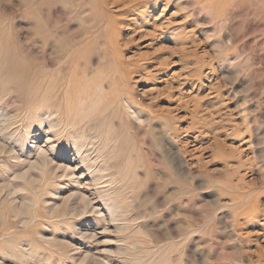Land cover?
Wrapping results in <instances>:
<instances>
[{"label":"rangeland","instance_id":"obj_1","mask_svg":"<svg viewBox=\"0 0 264 264\" xmlns=\"http://www.w3.org/2000/svg\"><path fill=\"white\" fill-rule=\"evenodd\" d=\"M0 264H264V0H0Z\"/></svg>","mask_w":264,"mask_h":264},{"label":"bare ground","instance_id":"obj_2","mask_svg":"<svg viewBox=\"0 0 264 264\" xmlns=\"http://www.w3.org/2000/svg\"><path fill=\"white\" fill-rule=\"evenodd\" d=\"M4 64V63H3ZM10 70V76H18V77H22L23 75H26V69L24 67H19L17 66L14 62H12L11 60H7L4 64L3 67V71L4 69H6L7 67H9ZM2 69V68H1ZM6 73V70H5Z\"/></svg>","mask_w":264,"mask_h":264}]
</instances>
